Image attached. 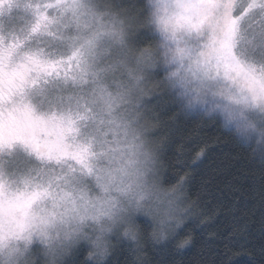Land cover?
Returning a JSON list of instances; mask_svg holds the SVG:
<instances>
[{
  "label": "clouds",
  "instance_id": "9594fccd",
  "mask_svg": "<svg viewBox=\"0 0 264 264\" xmlns=\"http://www.w3.org/2000/svg\"><path fill=\"white\" fill-rule=\"evenodd\" d=\"M231 7L63 0L51 10L42 55L75 54L78 68L65 79L25 62L0 99V264H68L81 246L87 264H108L120 241L132 264H147L145 239L191 244L179 233L195 202L183 179H168V126L219 119L264 158V45L248 44ZM79 114L78 131L62 132Z\"/></svg>",
  "mask_w": 264,
  "mask_h": 264
},
{
  "label": "trees",
  "instance_id": "16d2710c",
  "mask_svg": "<svg viewBox=\"0 0 264 264\" xmlns=\"http://www.w3.org/2000/svg\"><path fill=\"white\" fill-rule=\"evenodd\" d=\"M166 138L168 179H183L195 202L179 233L192 242L181 250L175 239L160 245L145 239L147 264H264V158L250 155L219 119L180 116ZM85 250L68 264H87ZM108 264H132L131 245L120 241Z\"/></svg>",
  "mask_w": 264,
  "mask_h": 264
},
{
  "label": "snow or ice",
  "instance_id": "6c2138e0",
  "mask_svg": "<svg viewBox=\"0 0 264 264\" xmlns=\"http://www.w3.org/2000/svg\"><path fill=\"white\" fill-rule=\"evenodd\" d=\"M62 3L63 0H0V13L17 10L11 21L0 20V99L6 86L24 79L19 66L25 62L30 69H37L45 75L73 78L74 70L78 68V63L74 64L75 54L45 58L39 47L42 38L52 34L50 27L56 18L51 10L59 9ZM231 3V11L236 15L234 22L247 24L248 44L254 47L264 45V0H231ZM237 66H240L239 61ZM248 75L251 78V71ZM81 119L87 117L84 114L76 118L69 115L67 122H62L59 127L62 132L75 134L78 131L76 124Z\"/></svg>",
  "mask_w": 264,
  "mask_h": 264
},
{
  "label": "rangeland",
  "instance_id": "374dc122",
  "mask_svg": "<svg viewBox=\"0 0 264 264\" xmlns=\"http://www.w3.org/2000/svg\"><path fill=\"white\" fill-rule=\"evenodd\" d=\"M17 14L16 9H10L8 11H5L4 13H0V20L9 22L12 19H14L15 15ZM22 160V157L17 156L15 160L12 161V166H19L20 161Z\"/></svg>",
  "mask_w": 264,
  "mask_h": 264
}]
</instances>
